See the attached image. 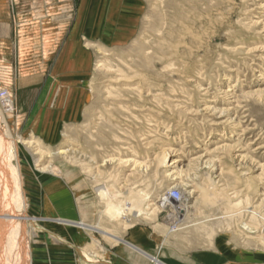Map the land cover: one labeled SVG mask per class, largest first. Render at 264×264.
I'll return each mask as SVG.
<instances>
[{"label":"rangeland","instance_id":"1","mask_svg":"<svg viewBox=\"0 0 264 264\" xmlns=\"http://www.w3.org/2000/svg\"><path fill=\"white\" fill-rule=\"evenodd\" d=\"M192 1L142 0L139 29L129 43L117 46L84 45L83 48L90 54L83 49L79 53L80 50L74 45L63 49L62 57L74 56L72 60L67 61L61 57L57 71L66 73L70 67L69 69L77 70L78 73L74 74L72 71L71 74L66 73L68 75L65 77L60 74L63 81L68 77L66 83L70 86L79 83L77 87H81L83 82L86 83L93 76L94 86L99 92H93V99L88 105L89 111L83 118L78 119V126H66L69 123L66 122L60 127L59 133L56 134L55 131L48 145H38L46 152L55 151L60 147L66 150L68 147L60 155H46V160L40 162L43 166L50 163L54 167L51 174L59 182L62 181L63 191L69 195L64 194L67 200L62 205L51 201L47 190L39 188L38 193L32 188V181L39 182L42 178L46 180L48 176L44 177L39 173L36 175L34 172L40 169L36 162L40 154L27 144V140L34 138V135L32 132L30 135L23 132L25 119L19 98L15 117L17 136L12 138L16 141L15 149L18 148L23 161L22 168L29 177L27 185L24 186L28 200L27 216L32 217L29 215L32 196L39 194V203L46 212L62 213L67 209V216L73 217L68 220L96 226L98 230L95 231L83 229L91 238L89 243L81 248L87 263L109 261L106 249L119 243L104 235L101 230L124 238L130 228L145 224L162 228L164 237H179L185 243V248L206 246L216 237L237 239L243 243L249 241L264 246V236L261 235V228L264 227V0ZM1 2L4 22L13 29L12 34H9L11 40L4 41V54L0 59V88L4 89L0 93V109L4 107V110H8L7 113L13 110L15 114V106L12 104L16 101L5 98V92L8 91L10 98L11 91L16 92L20 85L23 86L21 81L16 83L18 79L25 80L21 78V71L23 73L26 69H33V73H48L62 48L52 44L58 42V34L62 32L60 27L67 23L65 15L58 12L59 8L66 9L64 5L67 2ZM219 9L222 11V32L220 38L212 40L211 50H202L193 56L191 51L189 52L192 49L188 48L192 43L188 40L186 48L178 51L176 56L173 55L175 52L169 53V50L172 52L171 44L180 38L173 32V24H176L177 19L181 20L187 12H197L215 14L216 21L221 16L215 12ZM218 20L215 23H218ZM43 24L45 30L42 29ZM20 43L26 54L30 53L28 59L24 58L21 62ZM157 57L165 59L166 62L154 63ZM98 61L115 69L121 66V69L129 74L134 70L141 71L142 73L138 72L140 75L150 78L156 83L154 85L160 84L159 86L163 87L161 94L156 96L155 105L160 109L157 110L162 113L160 118L164 123L158 126L156 132L161 136L166 135L167 140L152 141V138H149L151 142L146 144L148 137L141 140L138 134L143 132L141 125L133 131L121 132L123 128L120 126V118L139 114L131 109L124 111L112 106L117 99L103 100V88L115 73L109 76L95 70ZM147 64H150V67ZM170 64L172 67H164ZM15 69H18V73L13 77ZM140 78L136 76L121 81V84H117L118 88L116 87L114 94H128V85L136 84ZM66 83L64 87L59 84L64 94L71 88L66 86ZM130 95L137 103L149 102L145 98L140 100L136 95ZM52 117H55V114ZM0 125L1 128H6L5 123L2 124L1 121ZM63 130L68 136L62 137ZM41 135L42 133H38L35 138L40 139ZM127 142L132 143L131 150L125 149ZM168 147L172 149L169 159L180 160L177 167H169L171 161L166 165L156 162L151 165L155 156ZM25 152L31 153L27 160ZM9 155H13L11 150ZM104 158L114 160L103 165ZM118 158L134 160L142 165L137 168L133 165L120 166L116 161ZM144 165L149 166L143 168ZM213 165L216 166L215 171H212ZM178 171L180 175H177ZM180 181L186 184L187 191L193 192L191 201H194V209L193 213H188L185 223L170 233L166 211L157 210L150 216L139 217L126 211L120 219H114L105 213L106 199L96 191L98 187L106 186L115 202H133L132 197L148 193L149 199L142 205L145 207L152 203L158 205L161 195L168 191L167 187ZM212 181L215 182L214 185H210ZM7 183L11 187L13 181L10 179ZM180 190L182 191L181 188ZM220 198L222 200L218 201ZM26 224L29 242L33 231L39 229L40 223L27 221Z\"/></svg>","mask_w":264,"mask_h":264},{"label":"bare ground","instance_id":"2","mask_svg":"<svg viewBox=\"0 0 264 264\" xmlns=\"http://www.w3.org/2000/svg\"><path fill=\"white\" fill-rule=\"evenodd\" d=\"M177 2H179V1H177ZM1 4H2V2H1ZM189 4H190V2H189ZM194 5H195V3H194ZM174 6H175V3H174ZM0 7H2V5H0ZM162 9H164V8H162ZM180 9H182V8H180ZM175 10H176V7H175ZM166 11H167V9H166ZM215 12H217L218 14L221 15L220 19L219 20L217 19L219 21L218 23H215L217 21V20L215 21V19H216L215 14H211V13H209V14H207V13L206 14L205 13L197 14V12H196L197 15L194 12H187L184 14V16L182 15L183 17L181 18V20L177 19L176 24L172 23L174 28H175V29L173 28L174 29L173 32H176V34L180 38H177L179 40L177 42L174 41L175 43L171 44L170 48L172 49L171 50L172 52H170V50H169V53L172 54L173 52H175L173 55L176 56V53L178 51L184 50L186 48V43H188V40H190L192 43V45H190V46L188 45V48L190 47V49H192V50H189V52L191 51V54L193 56L197 55L202 50L203 51L211 50L212 40L214 38H216V39L220 38V34L222 32V11L219 9ZM175 14H177V13H175ZM172 15H174V14H172ZM165 16L166 15H164V17ZM163 21H164V19H163ZM165 22H166V20H165ZM165 24H167V23H165ZM212 24H214V25H212ZM163 30L164 29H162V31ZM43 39H46V38H43ZM157 44L159 47L163 48L162 45H160L159 43H157ZM44 46H46V42H45ZM191 46H192V48H191ZM26 47L28 48L29 46H26ZM19 50H20L19 61L21 62V60H24V58L28 59V56H30V53L26 54L27 52H25L26 50H24V47L21 45V43L19 44ZM28 52H31V51H28ZM24 54H26V55H24ZM202 56H201V60H202ZM162 57H164V56H162ZM62 59L64 61L68 60L67 56L65 58L62 57ZM149 60H151V58ZM149 60H148V62H149ZM151 61H153V60H151ZM155 61L160 62V63H161V61L166 62L165 59H160V58L155 59L154 63H155ZM187 61H189V59ZM127 64H129V63H127ZM189 64H190V62H189ZM5 66H4V69H5ZM151 66H152V64H151ZM169 66H171V64L166 65V66L164 65V67H166V68H168ZM9 67H11V66H9ZM9 67H7V68H9ZM153 67H154V64H153ZM173 67H176V66H173ZM121 68H122L121 66L118 67L117 69L108 67L102 61H98V63L96 64V67H95V70L102 71V72H104L103 74H105V75L107 74L110 76L111 73H115L114 76H110V80H108L109 83L103 88V93H104V96L102 95L103 100L104 99L105 100L106 99L107 100L117 99L118 100L117 102L123 101V103H119V104L116 102L118 105H116V103H114L112 106L121 108L124 111L131 109V110L137 112V114H139V115L133 114V116H131L129 118H126V117L120 118V124H121L120 126H122V128H123L121 130V132L133 131V129H136L141 125L143 127V132L138 133V134H139V137H141V140H144L145 137H148V139H146L148 141V142H146V144L151 142V141H149V138H152V141L167 140L168 137H166V135L161 136L156 132L158 129V126L162 125L163 121H161V118H160V115H162V113L159 112L160 109L157 108L158 106L156 107L155 104H157V103L155 101H156V96H158V94H161L163 87H160L161 86L160 84H159L160 86L154 85L156 83H153L152 80H150V78H148L147 76H144V75H140L138 72H141V71H135L134 70V72L131 71V74H129V73H126L124 71V69H121ZM132 68H134V67H132ZM135 68H136V66H135ZM129 69H131V68H129ZM15 70L16 71H14L13 77H14V75H16L18 73V69H15ZM33 74H34L33 69H26L23 73L21 71V78L27 79L28 77H31ZM76 74H78V73H76ZM85 74H86V72H85ZM82 75H83V73H82ZM136 76H140L141 78L139 79V81L136 84L128 85V87L126 86L127 87L126 89L129 92L128 94H125V93H123L125 95L114 94V92H115L114 90L118 88V85H117L118 83H120L121 81H125L127 79H130V78L136 77ZM17 81L22 82V81H24V79L23 80L18 79V80H16V83H17ZM6 82H8V81H6ZM78 84L79 83H75L74 86L69 85L71 88L67 89L69 91H67V93L65 95H63V89L61 88L62 89V95L61 96H62L63 101H64V107L62 110H60V111L49 110V109L46 110V108H45L44 110L40 111L39 118L35 122L31 123L32 124L31 129L33 130L32 133L34 135V138H32L31 140L30 139L27 140L28 146L34 147V149L40 154V157L36 161L37 165H38V167H40V169H37L36 171H34L35 174L37 175L39 173V174H42L44 177L48 176V178H46L45 181L51 182L52 186L50 188L49 187L45 188V191L47 190L49 192L51 201H53V202L56 201L55 204H60V205H62V203L66 202V200H67L66 197L64 196V194H66L65 193L66 191L65 192L63 191L64 187L61 185L62 181L61 182L55 181L56 178H54V175L51 174L54 171V169H53L54 167L50 163H48V165H46V166H43L44 164H41L40 162H42L43 159H45L46 155H49V154L50 155L51 154H57V155L59 154L60 155V153H63L64 151H66L68 147L67 148L65 147L66 150L63 147H60L55 151L50 150V151L46 152L44 149L39 148L38 145L39 144L41 146L42 145H48V141H50L53 138L55 131H56V134L60 132L61 126H59V121H63V120H59L61 117H63L65 119V122H69L66 126H68V125L78 126L79 125L78 119L83 118L86 115V112L89 111L88 105H90V101L93 99V96H94L93 92H95V90H98L94 86V77L92 76L91 79L86 81V83L83 82V85L81 87H77ZM3 90L4 89L0 88V93ZM97 92H99V90ZM45 93H46V91H45ZM5 94H6L5 98L8 97L9 100H14L17 103L15 102L14 104H12L15 106V109H14L15 114L13 113V110L9 111L7 113L6 112L7 109L4 110V107L1 108L4 111H2L0 109V121L2 122V124L5 123V125H6V128H4V129L1 128V125H0V264H31L30 248H29V242L27 240L28 231L26 230V226H27L26 223H27V221H30V219H32V221L33 220L36 221V217L32 218V217L27 216L28 200H27L26 191L24 189V186L27 185V183H28L27 179L29 177H28V174H26V172L22 168L23 161L20 158V153L18 151V148L15 149L16 148L15 147L16 141L12 138L13 136H17V129H16L17 124H16L15 117H16V112H17L16 108L19 107V97H18L19 94L17 95V93L14 90L11 91L10 98L8 96V91H6ZM130 94L136 95V98L140 99V100L145 98V100H148L149 102H146L147 104L146 103L145 104L137 103L132 98V96ZM2 100H6V99L2 98ZM61 100L62 99H60L58 101L59 104H60ZM1 103H4V101H1ZM65 109H66V111H65ZM138 112H140V113H138ZM37 113H39V112L37 111ZM53 114H55V117H52ZM7 115H9L10 118ZM9 127L11 130L9 129ZM166 129H167V127H166ZM134 132H136V131H134ZM37 133H39V134L42 133L43 137L40 136V139L35 138L37 136L36 135ZM63 136H68L64 130L62 133V137ZM44 139H46L47 141H45ZM65 146H66V144H65ZM78 148H79V146H78ZM132 148H133L132 143L127 142L125 149L131 150ZM10 150L13 153L12 156L9 155ZM30 154H27L26 160L30 158ZM171 154H172V149L170 147H168V149L161 151L160 154L155 156L151 165L154 164L155 162L157 164L166 165L167 162L171 161L168 166L169 167H177V163L180 160L179 159H173V160L169 159V155H171ZM65 157H66V154H65ZM13 159L16 160L17 166H15L14 164L11 163L13 161ZM111 160H114V159L109 160L107 158H104L102 164L105 165V163L110 162ZM116 161H117L118 165H120V166L123 165L126 167H129V165L130 166L133 165L134 168H137L140 165H142V164H139L138 162H136L134 160L132 161V160H128V159L124 160V159L118 158ZM131 162L133 164H130ZM215 165H213L212 171H215V169H216ZM148 166L149 165H144L143 168L144 167L148 168ZM178 174L180 175V171H178L177 175ZM220 178H221V176H219V179ZM10 179H11V181H13L11 187H9V184L7 183ZM42 179H40V182L42 181ZM59 179H61V178H59ZM122 179H124V178H122ZM175 179L177 180L178 178H173V180H175ZM214 184H215V182L212 181V183L210 185H214ZM172 188H177V189L181 188L183 191L182 193L184 194L183 204L181 205V206H184L183 207L184 213L180 217H177L178 222H180L179 226H181L182 224L185 223L187 216H188V213H191L194 209V201L193 202L191 201V199H192L191 194L193 192L187 191L188 187L186 186V184L183 183V181H180L179 183L172 184V185L168 186L167 190H170ZM96 191L99 194H101L103 197H105L104 199H106V203H107L105 213H107V215L109 217L114 218V219H120L126 213V211L131 212L132 215H134L135 217H139L141 215L150 216V215L154 214V212H156L157 210L159 211L160 208H162L161 202H159L158 205L156 203H152V204H147L145 207L142 206L143 202L146 201L147 199H149V198H147L148 193L147 194H140L136 197H132L134 199L133 202H128V201L127 202H115L113 200V196H111V194L109 193V190L106 188V186H100L96 189ZM204 192L205 191L203 190L202 193L204 194ZM66 195L69 196L68 194H66ZM163 195L164 194H162L161 197ZM13 197H15V198H13ZM161 197L159 198L158 201H161V199H162ZM220 200H222V198H220L218 201H220ZM263 219H264V217H263ZM51 220L56 221V222L61 223V224H64L65 226L68 225V226H73V227H78V228L80 227L84 230H90V231L98 230V228L96 226L86 225L82 222H79V223L78 222L76 223L74 221L72 222V221L65 219V218H53ZM261 230H262L261 235L264 236V227H263V229L261 228ZM101 232L104 235L108 236L109 238L114 239L115 241L121 240V237H119L118 235H115L111 232H108L105 230H101ZM170 232H175V231H171V229L169 228V233ZM93 253H95V252H93ZM91 257H93V256H91ZM153 261H155V263H157V264H162L158 260H153Z\"/></svg>","mask_w":264,"mask_h":264},{"label":"crops","instance_id":"3","mask_svg":"<svg viewBox=\"0 0 264 264\" xmlns=\"http://www.w3.org/2000/svg\"><path fill=\"white\" fill-rule=\"evenodd\" d=\"M65 1L67 2L64 5L66 9L59 8L58 12L63 16L65 15L67 23L60 27L62 32L58 34V42L54 40L55 43L52 44V46L60 45L62 48H60L52 62L48 73H34L31 77L22 81L23 86L18 87L16 90L17 95L19 94L18 97L21 98V110L25 119L23 132L26 135L33 132L31 123L39 118L41 110L46 108V110L60 111L64 107L61 96L62 89L59 84L64 87V83L69 78H64V82L60 74L65 77L72 70L67 69L66 73L68 74H66L57 71V67L66 46L74 45L81 53L82 49L86 51L83 48L86 44L125 45L137 35L139 29L142 0ZM1 10L0 59L4 54V41L11 40L9 34H12L13 29L12 26L4 22L3 11ZM42 26V29L45 30L44 24ZM86 53L89 52L86 51ZM73 56H69L68 60H72ZM73 72L76 73L77 70ZM17 83L19 82L17 81ZM66 85L70 84L66 83ZM63 95L65 94L63 93ZM60 99L62 100L59 104ZM59 120H63L59 121L61 127L66 124L63 117ZM13 163L17 166L15 159ZM31 184L33 190L37 192L42 188L45 191V188L52 186L51 182L45 180L41 182H38V180L32 181ZM39 197V194L35 197L32 196L30 201L29 215L36 217V222L40 223L39 229L33 231L30 236L31 264H91L84 260L81 251L82 246H85L91 240L87 231L80 227L65 226L51 220L60 217L73 219V217L67 216V209H64L62 213L55 212L52 214L46 212L39 203ZM32 222H35V220ZM118 242L117 245L106 249L109 261L92 264H157L153 260H158L162 264H264V246H258L253 242L245 241L243 243L237 239L230 240L227 237H216L206 246L185 248V243L179 237L174 235L164 237L163 229L154 225L133 226L125 237Z\"/></svg>","mask_w":264,"mask_h":264},{"label":"built area","instance_id":"4","mask_svg":"<svg viewBox=\"0 0 264 264\" xmlns=\"http://www.w3.org/2000/svg\"><path fill=\"white\" fill-rule=\"evenodd\" d=\"M161 205L162 208L160 210L166 211L167 220L169 221V228L171 231H176L179 228L180 222H178V218L184 213V194L180 189L172 188L164 193L161 197Z\"/></svg>","mask_w":264,"mask_h":264}]
</instances>
